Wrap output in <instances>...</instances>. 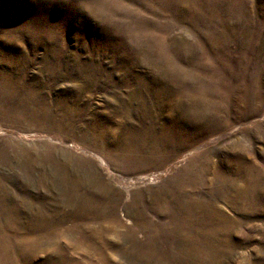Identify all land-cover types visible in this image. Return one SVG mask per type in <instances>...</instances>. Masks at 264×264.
Returning a JSON list of instances; mask_svg holds the SVG:
<instances>
[{
	"label": "rangeland",
	"instance_id": "1",
	"mask_svg": "<svg viewBox=\"0 0 264 264\" xmlns=\"http://www.w3.org/2000/svg\"><path fill=\"white\" fill-rule=\"evenodd\" d=\"M0 264H264V0H0Z\"/></svg>",
	"mask_w": 264,
	"mask_h": 264
}]
</instances>
